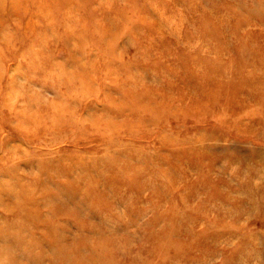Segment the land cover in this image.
<instances>
[{"label": "rangeland", "instance_id": "374dc122", "mask_svg": "<svg viewBox=\"0 0 264 264\" xmlns=\"http://www.w3.org/2000/svg\"><path fill=\"white\" fill-rule=\"evenodd\" d=\"M0 235L16 264H264V0H0Z\"/></svg>", "mask_w": 264, "mask_h": 264}, {"label": "bare ground", "instance_id": "6f19581e", "mask_svg": "<svg viewBox=\"0 0 264 264\" xmlns=\"http://www.w3.org/2000/svg\"><path fill=\"white\" fill-rule=\"evenodd\" d=\"M1 236V235H0ZM34 237V236H33ZM32 238V237H31ZM30 238V239H31ZM13 240H14V238H13ZM9 243V242H8ZM11 243V242H10ZM11 245V244H10ZM18 245V244H17ZM30 245V244H29ZM6 246V245H5ZM25 248V247H24ZM4 249V248H3ZM14 250V249H13ZM64 250H65V247H64ZM3 251V250H2ZM2 251H1V249H0V252H1V254H0V264H13V262L15 263V261H12V259H11V261H10V259H9V257H8V255L6 254V256H4L3 254L4 253H2ZM6 251V250H5ZM8 251V250H7ZM6 251V252H7ZM15 251V250H14ZM30 251H31V249H30ZM13 253V252H12ZM29 253V252H28ZM34 253V252H33ZM9 255H10V253H9ZM12 256V255H11ZM29 256V255H28ZM31 256V255H30ZM14 257V256H13ZM12 257V258H13ZM32 257H33V255H32ZM38 257V256H37ZM87 257V256H86ZM93 257H95L94 255H93ZM28 258H31V257H28ZM37 259V258H36ZM35 260V259H34ZM38 260V259H37ZM85 260V259H84ZM27 261V260H26ZM29 262H32V261H29ZM34 263V262H33ZM16 264V263H15ZM25 264V263H24ZM108 264V263H107Z\"/></svg>", "mask_w": 264, "mask_h": 264}]
</instances>
